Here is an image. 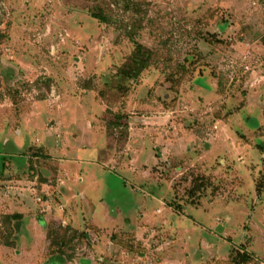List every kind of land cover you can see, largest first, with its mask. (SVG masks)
Wrapping results in <instances>:
<instances>
[{
  "label": "rangeland",
  "instance_id": "1",
  "mask_svg": "<svg viewBox=\"0 0 264 264\" xmlns=\"http://www.w3.org/2000/svg\"><path fill=\"white\" fill-rule=\"evenodd\" d=\"M133 1L0 0V264L264 263V0Z\"/></svg>",
  "mask_w": 264,
  "mask_h": 264
},
{
  "label": "trees",
  "instance_id": "2",
  "mask_svg": "<svg viewBox=\"0 0 264 264\" xmlns=\"http://www.w3.org/2000/svg\"><path fill=\"white\" fill-rule=\"evenodd\" d=\"M124 1L126 8L136 11L135 9H137L138 4L136 5V3L133 0H124ZM92 15L93 17H95L96 19L102 22H107L111 20V18L107 17L106 14L104 13L93 12ZM134 32L135 30L133 29L129 35L132 37L134 35ZM147 56L148 54L145 51V48L141 44L137 43L136 49L131 56L130 63L127 64V68H125L122 72L125 73V75L129 78H137L149 63ZM199 186H198L199 188L202 187L201 184ZM194 188H196V185L192 188L191 190L192 193H195L196 191V189L195 191L193 190ZM199 188H197V190ZM13 217H15V215H13ZM59 230H62L63 233L60 234L57 232L56 241L52 243V250L54 252L52 251V255L49 258V264L50 263L64 264L67 263V261L69 260L64 254V247L65 245H67L68 242L67 239H69L68 231L73 229L67 226L65 228L60 227ZM77 233L78 232L75 231V234ZM79 235L88 236L85 232L84 233L82 232Z\"/></svg>",
  "mask_w": 264,
  "mask_h": 264
},
{
  "label": "built area",
  "instance_id": "3",
  "mask_svg": "<svg viewBox=\"0 0 264 264\" xmlns=\"http://www.w3.org/2000/svg\"><path fill=\"white\" fill-rule=\"evenodd\" d=\"M38 200L42 201V199L39 197ZM261 264H264V263H261Z\"/></svg>",
  "mask_w": 264,
  "mask_h": 264
}]
</instances>
